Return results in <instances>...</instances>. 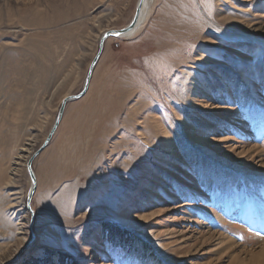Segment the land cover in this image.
<instances>
[{"label":"rangeland","instance_id":"1","mask_svg":"<svg viewBox=\"0 0 264 264\" xmlns=\"http://www.w3.org/2000/svg\"><path fill=\"white\" fill-rule=\"evenodd\" d=\"M151 1L34 160L31 227L27 162L138 0H0V264H238L260 250L264 0Z\"/></svg>","mask_w":264,"mask_h":264},{"label":"water","instance_id":"2","mask_svg":"<svg viewBox=\"0 0 264 264\" xmlns=\"http://www.w3.org/2000/svg\"><path fill=\"white\" fill-rule=\"evenodd\" d=\"M144 2H145V0H138L134 16H133L132 20L129 22V24H127L125 27H123V28H121L119 30H116V29L108 30V31H106V32H104L102 34V36L100 37L99 48H98L97 54L95 55V57L93 58L90 66H89V69H88V72H87V76H86L85 81H84L83 89L78 94L69 95L65 99H63V101L61 103V106L59 108V111L57 113L56 119L54 121V124H53V126L51 128V131L49 132V134L46 137V139L43 142V144L38 148V150H36L33 153L31 158L28 160V162H27V172H28L29 177L31 179V188H30L29 193H28L27 201H28V208L30 209V211L32 213L31 227L33 226V220H34V213H33V210L31 208V200L33 198V195H34V193L36 191V186H37V178H36V174H35V171H34V168H33L34 159L51 142L52 137H53L54 133L57 131V129H58L59 125H60V122H61V120L63 118V114H64V111H65L67 103H69L71 101H74V100H78V99L82 98L87 93V91L89 89L91 78H92L93 73H94V70H95V68H96V66H97V64H98V62H99V60L101 58V55H102V53L104 51L106 40L108 38H110V37L119 38V37L123 36L124 34L128 33L129 31L133 30L138 24V21H139V18H140V14H141V9L143 7ZM32 236H33V238L35 237L34 233L32 234Z\"/></svg>","mask_w":264,"mask_h":264},{"label":"bare ground","instance_id":"3","mask_svg":"<svg viewBox=\"0 0 264 264\" xmlns=\"http://www.w3.org/2000/svg\"><path fill=\"white\" fill-rule=\"evenodd\" d=\"M152 1L151 0H145L144 4H143V7L141 9V14H140V18H139V21H138V24L137 26L129 31L128 33L124 34L123 36L119 37V38H123V39H130L132 38L134 35H136L137 31L140 29V27L148 20V18L150 17V14H151V6H152ZM132 20V19H131ZM125 27V26H124ZM123 28V27H122ZM121 29V28H119ZM119 29H116V30H119ZM110 30H113V29H110ZM108 31V30H107ZM106 32V31H105ZM104 33V32H103ZM102 33V34H103ZM102 36V35H101ZM111 38V37H110ZM109 39V38H108ZM107 39V40H108ZM106 40V42H107ZM105 42V44H106ZM103 54V53H102ZM102 56V55H101ZM95 71V70H94ZM94 74V73H93ZM93 77V76H92ZM92 80V78H91ZM91 83V81H90ZM90 86V85H89ZM71 95H76V94H71ZM86 95V94H85ZM84 95V96H85ZM69 96V95H67ZM66 96V97H67ZM66 97H64L63 99H65ZM63 101V100H62ZM62 103V102H61ZM68 104V103H67ZM61 106V105H60ZM67 106V105H66ZM64 115V114H63ZM63 119V118H62ZM62 121V120H61ZM61 123V122H60ZM59 128V127H58ZM58 130V129H57ZM57 132V131H56ZM55 132V133H56ZM54 133V135H55ZM53 135V136H54ZM53 138V137H52ZM41 154V153H40ZM31 158V157H30ZM29 158V159H30ZM36 159V158H35ZM34 159V160H35ZM34 162V161H33ZM37 188V186H36ZM34 213V211H33ZM260 214V213H259ZM31 216H32V213H31ZM262 216V215H261ZM34 218H35V213H34ZM257 218V217H256ZM260 219V218H258ZM258 223H261L260 225H263V228H264V219L261 221V222H258ZM224 245V243H222V246ZM237 248V247H236ZM243 253L245 254H249L250 255V258H249V261L246 260L247 262L245 261H239L238 264H264V243L262 244V246H260V250L257 251V252H251V251H248V250H242Z\"/></svg>","mask_w":264,"mask_h":264}]
</instances>
